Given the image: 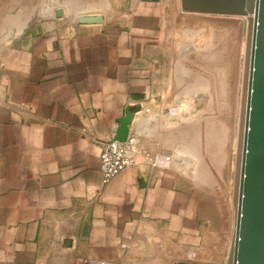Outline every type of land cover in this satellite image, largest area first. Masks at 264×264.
<instances>
[{
    "label": "crops",
    "instance_id": "0c3cea01",
    "mask_svg": "<svg viewBox=\"0 0 264 264\" xmlns=\"http://www.w3.org/2000/svg\"><path fill=\"white\" fill-rule=\"evenodd\" d=\"M120 1L2 26L0 264L227 263L243 21ZM135 106L129 132L173 161L105 185L100 144Z\"/></svg>",
    "mask_w": 264,
    "mask_h": 264
},
{
    "label": "water",
    "instance_id": "95a60500",
    "mask_svg": "<svg viewBox=\"0 0 264 264\" xmlns=\"http://www.w3.org/2000/svg\"><path fill=\"white\" fill-rule=\"evenodd\" d=\"M181 4L186 12L249 17L235 169V242L226 264H264V0H181ZM79 22L101 24L104 17L82 16ZM138 111L140 107L129 108L115 140H127Z\"/></svg>",
    "mask_w": 264,
    "mask_h": 264
},
{
    "label": "rangeland",
    "instance_id": "374dc122",
    "mask_svg": "<svg viewBox=\"0 0 264 264\" xmlns=\"http://www.w3.org/2000/svg\"><path fill=\"white\" fill-rule=\"evenodd\" d=\"M120 0H0V52L5 45L4 40L8 37L7 29L2 26H18L24 21L30 19L44 18H66L69 20H79L80 16H93L90 14L103 15L107 19H112L117 15V10L120 6ZM178 3V1H176ZM95 16V15H94ZM205 17V16H204ZM213 17V16H208ZM226 18V17H223ZM239 19V18H237ZM244 19V20H243ZM243 21V50H242V73L244 72L246 46H247V24L245 18H240ZM248 23V21H247ZM14 31L10 29V36ZM244 65V66H243ZM242 78V77H241ZM238 89L243 92V78L238 80ZM239 96V91H238ZM240 97V96H239ZM242 100V97H241ZM242 103V102H241ZM241 108V107H240ZM239 108V109H240ZM241 113V110H240ZM236 155V154H235ZM235 160L232 163L235 169ZM234 182V178L233 181ZM233 185H232V211H233V227L231 239L234 235L235 227V207L233 205ZM234 208V209H233ZM230 239L231 243L232 240Z\"/></svg>",
    "mask_w": 264,
    "mask_h": 264
},
{
    "label": "built area",
    "instance_id": "2783aa9c",
    "mask_svg": "<svg viewBox=\"0 0 264 264\" xmlns=\"http://www.w3.org/2000/svg\"><path fill=\"white\" fill-rule=\"evenodd\" d=\"M136 112L135 115L142 113ZM149 110L145 109V113ZM100 170L103 184H109L113 179L122 173L136 169L141 166H149L154 169L167 170L173 161L172 156L160 153H150L144 149L138 138L129 132L125 142L115 140V138L103 141L100 144ZM76 264H104L94 263L88 260H79Z\"/></svg>",
    "mask_w": 264,
    "mask_h": 264
},
{
    "label": "bare ground",
    "instance_id": "6f19581e",
    "mask_svg": "<svg viewBox=\"0 0 264 264\" xmlns=\"http://www.w3.org/2000/svg\"><path fill=\"white\" fill-rule=\"evenodd\" d=\"M179 5H180V9H181V11L182 12H184V13H186V14H192V15H200V16H213V17H227V18H229V19H234V20H237V18H245L246 19V24H247V39H248V24H249V17H241V16H224V15H211V14H201V13H192V12H186V11H184L183 10V8H182V4H181V0H179ZM80 17H82V16H80ZM79 17V18H80ZM238 19V20H239ZM244 20V19H243ZM247 21H248V23H247ZM183 23V22H182ZM245 65V64H244ZM243 65V66H244ZM242 99H243V92H242ZM241 102H242V100H241ZM240 109H242V103H241V108ZM240 115H241V113H240ZM235 162H236V155H235ZM235 169H236V163H235ZM235 169H233V178H234V182H233V186L235 187ZM232 178V179H233ZM234 187H233V205H234ZM235 207V206H234ZM234 209V208H233ZM235 227H234V235H233V239H231L232 240V244L235 242V231H236V219H237V209H235ZM234 215V214H233ZM234 224V223H233ZM231 244V245H232Z\"/></svg>",
    "mask_w": 264,
    "mask_h": 264
}]
</instances>
